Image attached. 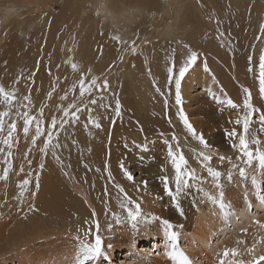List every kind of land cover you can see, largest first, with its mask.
I'll return each mask as SVG.
<instances>
[{
    "label": "bare ground",
    "instance_id": "bare-ground-1",
    "mask_svg": "<svg viewBox=\"0 0 264 264\" xmlns=\"http://www.w3.org/2000/svg\"><path fill=\"white\" fill-rule=\"evenodd\" d=\"M246 1L242 0L243 4ZM89 2L96 1L63 0L61 13L56 15L52 0H0V16L7 17L4 22L15 16L11 26H6L10 38H21L8 40L6 30L1 35V41L8 40L14 47L7 53L8 63L0 66V86L13 98L26 79L35 90L34 104L25 109L34 117L29 133L25 136L23 132L25 112H21L16 120L20 141L14 160L0 161V175L11 165L8 179L0 180V242L5 238L2 243L8 242L12 236V245L17 247L11 255L0 253V264H102L104 257L85 258L86 246L94 245L96 235H100L101 250L110 263L118 252L127 250L128 264H264V126L258 119L251 122L252 116L248 133L243 132L247 115L243 96L230 79L225 80L227 75L216 63L210 64L217 62L215 54L226 59L227 52L212 39L211 31L219 36L221 32L210 22L205 5L198 0H98L117 21L121 32L116 34L122 36L119 40L110 36V28L102 32L100 21L94 18L92 43L85 37L90 45L85 42V47H76L82 23L92 17L86 9ZM257 2L256 25L264 18V0ZM90 10L97 11L95 7ZM54 21L61 25V32L56 31ZM33 30L37 35H29ZM191 52L198 54V60L181 82V96L183 112L195 134L180 118L174 80L169 83L168 78V68L174 65L178 72ZM236 55L228 56L232 78L242 86L254 85L246 67L237 65ZM80 58V67L71 70V64L79 66ZM204 62L210 71H205ZM29 69L24 78L23 71ZM117 74L123 79L119 87L115 85L118 93L114 100L102 90L98 95L95 87L81 95V80L86 87L93 78L98 84L105 79L118 82ZM40 75L48 80L39 84ZM251 93L259 104L253 107L260 115L264 107L257 100L261 99ZM93 96L95 104L90 103ZM229 98L240 104L234 112L226 103ZM117 100L119 116L115 112ZM7 103L0 96V112L10 107ZM73 104L81 109L79 119L69 120L63 128L58 126L53 138L67 124L74 125L77 138L84 142L79 144L82 165L66 162L61 155L54 157L52 143L45 155L41 152L44 145L36 137V121L41 115L50 131L52 118L64 119L63 110L75 112L70 107ZM19 108H23L21 104ZM232 130L236 136L228 135ZM199 136L208 147L201 144ZM241 136L248 141L247 149L239 144ZM136 145H145L147 151ZM23 153L26 160L21 159ZM204 155H210L211 160H204ZM177 163L181 165L179 173ZM158 168L161 170L156 171ZM101 170L106 181L105 175L100 179L96 176ZM178 174L186 176L179 186L174 181ZM94 178L99 185H109L102 190L107 193L92 185ZM24 179L31 183L21 188ZM112 205L119 211L109 209ZM137 206L139 215L133 218L129 213L135 215ZM34 209L60 216L55 220L59 226L63 217L74 223L65 221L70 225L63 230L52 228ZM28 215L35 220L27 229L24 219L30 218ZM152 242V248L158 246L157 256L145 249ZM225 252L229 254L225 256Z\"/></svg>",
    "mask_w": 264,
    "mask_h": 264
},
{
    "label": "rangeland",
    "instance_id": "rangeland-1",
    "mask_svg": "<svg viewBox=\"0 0 264 264\" xmlns=\"http://www.w3.org/2000/svg\"><path fill=\"white\" fill-rule=\"evenodd\" d=\"M95 1L96 2H94V3H90L89 2L88 4H86L87 13H90V15H92V17H90L89 19H86V21H84L82 23L83 32L78 34L76 47H85V42H86L85 37L87 38V40L90 43H92V37H93L92 31L95 29L94 28V26H95L94 18H96L98 21H100V27L99 28L102 29V32H106L110 28V29H112V31L110 32V34H111L110 36H112L114 38L115 37L121 38V36H122V33L121 34H116L117 31L121 32V28L118 27L117 21L114 18L112 20L111 17L109 15H107V13L104 10V7L102 6V4H100L98 2V0H95ZM198 1H200L201 3H203L205 5V9L204 10H206L207 13H209V15L211 17L210 18L211 19L210 22L211 23L214 22L217 25V27L219 28L217 30L219 32H221L220 34L224 37L223 40H222L221 39V35L219 36V34H215V31L212 32L210 30L211 33L213 34L212 35L213 36L212 39L217 40L216 43L218 42L219 45H222L221 46L222 49L225 50V52H227V58L226 59H224L223 57L220 58L218 55H216V54L214 55L213 54L215 56L217 62H211L210 64L216 63V65L225 72V74L227 75V77H225V80L230 79L231 81L229 83H232V85L235 84L233 87H235L240 92V95L243 96L242 97L243 99H244V92H242L243 88H248L250 91L254 92V94L256 93V95H255L256 99H261V100H257V101L260 102L263 105V107H264V96H262L260 94V85H259V58H260V56L262 54H264V51H263L264 49L262 50V48H264V46H263L264 45L263 44L264 43V34L261 33V28L264 27V18L261 19V21L257 25L255 24L256 13H257L256 10H257V6H258L257 0H247L245 2V4H243L242 0H198ZM212 1H213V3H212ZM60 3H63V0H52V4H53V7L55 8L56 15H60V13H61V4ZM77 6H78V4L75 6V8H77ZM177 6H178V4H177ZM94 7H95V10H97V11L92 12L90 10V8H94ZM28 8H29V6L25 7L24 9L27 10ZM173 12L176 13L177 10L174 9ZM215 12H216V14H215ZM157 15L160 17L161 14L158 13ZM14 17L15 16H13L8 21L4 22L7 17L0 16V38H1V35H3V33L7 31V32H9L8 40L9 39H18V40L21 39V38H17V37H15V38L11 37L10 38L9 28L6 27V26H9V27L11 26V23L14 20ZM212 18H214V19H212ZM222 20H224V21H222ZM109 21H110V23H109ZM17 22L18 21H16V23ZM54 23L56 24V27H55L56 31L57 32H61L62 29H60V30L58 29L59 27H61V25H59V23L56 22V21H54ZM91 24H94V25H91ZM38 26L41 27L42 25L38 24ZM62 27H63V25H62ZM4 30H6V31H4ZM39 30H42V29L39 28L38 31ZM75 31H76V33H78L77 28H75ZM36 32H37L36 30L35 31L33 30V31H31V34H29V35H32V34L34 35V34H36ZM255 32H256V34L254 36ZM14 34H15V32H14ZM11 35H13V33H11ZM209 35L210 34L208 33V36ZM59 37L60 36L57 37V39H56L57 41H59L58 40ZM25 38H27V37H25ZM22 39H24V38H22ZM8 40H7V42L6 41L3 42L0 39V47H1V49H0V51H1L0 52V58H2V60L0 61V66H4L3 62L4 63H8V61H9L8 58L9 57H8L7 53H9V50H11L14 47V45L10 44V41L8 43ZM89 42H86L88 44V46L90 45ZM35 43L37 44V38L35 39ZM53 45L55 46L54 43H53ZM225 45H226V47H225ZM54 46H52V47H54ZM8 47H9V49H8ZM255 48H257V49H255ZM204 52L212 54L211 52H208V51H204ZM218 53H220V52H218ZM6 54H7V56H6ZM230 54H234V55L237 54L236 57H235V60L237 59L236 60L237 65L246 67L248 79L254 85L251 84V85H243L242 86L239 83V81H236L235 79H233L234 77H233L232 70L227 68V66L230 65L229 61H228V56H230ZM257 56H259V58ZM240 57H242V58H240ZM249 57H252L251 61H249ZM233 58H234V56H233ZM79 60H80L79 66L77 68H75V70L78 69L80 67V65H81V58ZM72 65L73 64L70 65V68H71V70H74ZM249 69H251V71ZM36 71H37V69H36ZM29 72H30V69L27 72L23 71L22 74H25L24 78L28 77ZM252 78L254 80H252ZM122 79H123L122 75L121 74H117L118 82H112V80L108 81L109 87L106 90H102V93L103 94L104 93H110V96H113L112 100H114L115 96L118 93V89L115 88V85H116V87H119L120 81ZM47 80H48V78L44 79V77H42L40 75L39 81H41V82L39 84H42V83H44ZM26 81H28V82L25 84V86H23L22 88H19L20 90L17 91V93H19V94L15 98L6 99L3 95H0L1 97H3V101L4 102L7 101L8 102L7 104L10 105V107H4V112H9V115L3 118V125L5 127H7V128H3V131H0V149H3V151H0V161L6 159L7 163H9L11 160H14L13 158L15 157V153H16V151L18 149L17 148V145H18L17 141H20L19 131H18V121L16 122V120H17V118H20L21 112H25V109L26 108L29 109L30 106H31V105H29L28 101L24 99V97L30 95L31 103H32V105L34 104L33 98L35 97V94H33V93L35 92V90L31 89L32 83L29 82L28 79H26ZM237 85H238V87H237ZM29 91H30V94H28ZM100 92H101L100 90L97 91L98 95L101 94ZM198 92H200V90H198L194 94H196ZM36 98H37V96H36ZM93 99L96 100V96H93L92 100ZM25 103H27V104H25ZM235 103L237 104V102H235ZM252 103H253L254 106H258L259 105L258 103H255L253 99H252ZM20 104L22 105V107L24 109L23 108H19ZM237 105H238V107L240 106L239 103ZM20 109H22V110H20ZM240 109H241V107H240ZM18 110H20V111H18ZM231 111L234 112L236 110L232 108ZM238 111L241 112V110H238ZM43 116H45V115H43ZM257 119L259 120V115H258V113H255V114H253L251 122H253V121L257 122L258 121ZM14 120H15V122H14ZM37 121L40 122V127H42V129L44 130V134L38 137V142L41 140L42 144L44 145L45 141L47 140V133H48V128H45V124H46L47 120L42 118V115H41L40 119L38 118ZM11 123H15L16 130H15L13 139L10 142L11 143V148H9L8 145L3 143V141L7 139L9 126L11 125ZM261 126H262V124H261ZM257 134L259 136V139H258L259 140V147H262L260 145V141H261V137L260 136H261L262 132L259 130V131H257ZM237 142L238 141H236V143ZM80 143H84V142H82L81 140H79L77 138V136L75 134L74 125L67 124L66 127L61 132H59V134L56 135V137H54L53 140H52V145L53 146L55 145V152H56V155H54V157H56L58 155H61V158L65 159L66 162H68L69 160H73V161H76V162H80V164L82 165L84 163V162L82 163V161L84 160V157L82 156L81 146L79 147ZM35 148H38V147L35 146ZM8 150L12 153V155L10 157L7 156V153L9 152ZM33 153H36L35 149H33ZM22 156H21V159H23V160L27 159V158H25L26 155L24 153L22 154ZM148 166H152V162H148ZM101 169L103 170V168H101ZM102 170L100 172L101 174L99 172L96 173V174H100V175H96L97 178L99 177V179L103 178V176L105 175L102 172ZM159 170H161V168H158V170H156V171H159ZM106 177L107 176L105 175L104 176V180L105 181H106ZM181 178L184 179V178H186V176H183ZM104 180L101 181V182H104ZM173 180H174V178H173ZM174 181H176V180H174ZM159 183L162 184L163 181L160 180ZM92 185L94 187H98L101 192H104L102 190H104V189L106 190L107 188H109V185L107 183L106 184H102L104 187L102 185H99L98 181L95 178H94V182L92 183ZM104 193H107V192H104ZM117 193L120 194L119 192H117ZM124 205L127 207L126 204H124ZM109 209H113L114 211L117 210L114 205L109 206ZM34 210L36 212V215L39 216V217L44 218L45 219L44 223L46 222V224L52 225L51 226L52 228H59V229L63 228V229H65V228L69 227L70 224L74 223L73 221H71V220L69 221L66 218L64 219V217L62 218V216H61L62 222L60 223V226H61L60 227L59 224H56V221H55L56 218L60 217V216L56 217L55 214H52V216H49L50 214H46V213H44V212H42V211H40L38 209H34ZM118 211L119 210H117V212ZM24 214L25 213H22V217L23 218H24ZM76 216H77V214H76ZM29 217L30 218L25 217L26 219H24V222L27 223L26 224L27 225L26 226L27 229H28V227H30V228L32 227V224H33V222L35 220L31 216H29ZM65 221L69 222L70 224L68 223V225H67V223ZM24 222H22V223H24ZM16 225H15V227H16ZM15 227H14V229H15ZM63 229H61V230H63ZM89 230H91V228H89ZM87 238H88V240H90L89 236H87ZM6 239L7 238H5L3 241L0 242L1 243L0 246L1 245L3 246V248H2V246L0 248V253L5 254V256L6 255H11L13 253V250L15 248H17V247L14 248V245H12L14 243V237L9 236L8 240H7L8 242L2 243ZM141 245H143V244H141ZM152 245H153V242L147 244V247H145V249L148 248V249H151L152 251H155V253L151 254V255L152 256H154V255L157 256V253H158L157 248H158V246L152 248ZM8 246H10V247L8 248ZM12 248H14V249L12 250ZM141 249H144V248H141ZM145 249L142 250V251H146ZM126 251L124 250V251L118 252L117 256L114 257V261H112L111 263H110L109 260L104 259L102 261V264H128V263H125L126 262L125 260L127 258V257H125V255L127 254ZM156 251H157V253H156ZM3 254H1V255H3ZM128 257H130V256H128ZM6 264H9V263H6Z\"/></svg>",
    "mask_w": 264,
    "mask_h": 264
},
{
    "label": "snow or ice",
    "instance_id": "snow-or-ice-1",
    "mask_svg": "<svg viewBox=\"0 0 264 264\" xmlns=\"http://www.w3.org/2000/svg\"><path fill=\"white\" fill-rule=\"evenodd\" d=\"M261 33L264 34V27L261 28ZM115 39L119 40V37H115ZM133 51H135V49H133ZM252 57H249V61H251ZM198 60V54L196 52H191L190 55L187 57L186 61L183 63V65L181 67H179L178 72L174 71V65L173 67H169L168 68V78H169V83H172L174 80V85H175V103L180 107V118L183 121L184 125L188 128V130L190 132L194 133L193 127L191 125V123L189 122L186 114L183 112V107H182V96H181V82L182 80L185 78L186 74L189 72V70L192 68L193 65H195L197 63ZM72 67L75 69L76 65L73 64ZM204 68L205 71H210L207 67V63L204 62ZM251 71V69H249ZM214 79V77H213ZM259 85H260V94L262 96H264V54H262L259 58ZM96 88L97 90H106L109 87L108 81L105 79L103 81L102 84H98L96 78H93L91 80V83L87 85V87L84 84V81L81 80V84H80V88H81V95H83L85 93V91H91L92 88ZM158 92L160 91L159 88L156 89ZM243 92H244V108L247 109V115L244 117L243 120V132L245 134L248 133L249 131V124H250V118L253 116V114L260 112L259 109L253 107V103H252V93L248 88H243ZM0 95H3L6 99H11L13 98V94L12 93H8L5 91L3 86H0ZM161 95H164V93H161ZM214 99H217V101L221 104L225 103L224 100H220L219 98L215 97V94H212ZM25 100L28 101L29 105L31 104V100L30 97H24ZM90 103L95 104L96 100L93 99L90 101ZM227 105H229L231 108L235 109L238 107V105L236 103L233 102L232 99H227L226 101ZM165 104H167V100H165ZM70 107H73L76 109L75 112L73 113H69L68 110H63V117L64 119L58 121L55 117L52 118L51 120V130L48 131L47 133V140L44 143L43 148L41 149V152L44 153L45 155L47 154V150L49 148V145L52 143L53 140V135H54V131L56 130L57 127L59 126L60 128H63L64 125L69 121H77L79 119V116L77 115V113H79L81 111V109L79 107H77L76 105H71ZM120 102L119 100L116 101L115 104V112L116 115L119 116L120 115ZM43 111V110H41ZM9 113L8 112H0V131H3V117L8 116ZM23 119H24V127H23V132L25 134V136H27V134L29 133V125H31L33 123L34 117H31L28 115L27 112L23 113ZM259 120L261 122L262 125H264V112H261L259 115ZM237 124H240L241 121L237 120L236 121ZM36 137H39L41 135L44 134V130L42 129V127H40V122L36 121ZM95 127L99 128L100 124L96 123ZM16 130V125L15 123H12L9 126V131L7 134V139L3 141L4 144L8 145L9 148H11V141L13 139L14 133ZM262 131H264V127L261 128ZM229 136H236L237 133L235 130H232L228 133ZM198 139L200 140L201 144H203L205 147H208L207 143L205 142L203 136H199ZM32 143L35 144L36 143V138H33ZM135 143V142H133ZM239 144L241 146L242 149H247L248 148V141L244 136H241V138L239 139ZM55 147V145H54ZM125 147L127 148L128 145L125 144ZM137 148H140L142 150L147 151V147L145 145H136ZM0 151H3V149H0ZM171 154V152H170ZM12 153L9 151L7 153V156H11ZM248 155H251V153H248ZM204 160H211V156L210 155H204ZM223 158V157H221ZM58 159V157H57ZM181 161H183V156L180 157ZM262 159H264V157H262ZM7 163V161H6ZM28 163L31 164V160H28ZM44 164L41 163L40 164V168L43 169ZM123 168V165L121 166ZM180 167L181 165L179 163L176 164V169L177 172L179 173L180 171ZM11 168V165L9 164L8 167H6L3 171V174L0 175V180H4L6 181L8 179V174H9V170ZM21 171H23V168H21ZM127 173V170H125ZM127 177L129 180H132L133 177L131 175V173H127ZM176 181H177V186H179L181 184V176L178 174L176 177ZM31 183V181L29 179H24L21 184L19 185V187L23 188L24 186H27ZM36 187H39V177H37V184ZM146 187V185H145ZM129 203H131V201H129ZM129 215H131V217L135 218V216L139 215V207L137 206V213L135 215H133L132 213H129ZM109 247H111L109 245ZM229 253L225 252L224 255L227 256ZM100 257H104L105 259H107L106 254L104 252H102L101 250V237L100 235H96L95 236V243L94 245H88L86 246V259L87 260H91L94 258H100ZM261 260H264V258H261ZM221 264H224L223 261H221ZM257 264H259V261H257Z\"/></svg>",
    "mask_w": 264,
    "mask_h": 264
}]
</instances>
